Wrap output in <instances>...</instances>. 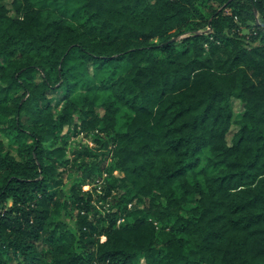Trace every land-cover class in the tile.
<instances>
[{"label":"trees","instance_id":"1","mask_svg":"<svg viewBox=\"0 0 264 264\" xmlns=\"http://www.w3.org/2000/svg\"><path fill=\"white\" fill-rule=\"evenodd\" d=\"M5 1L0 264H264V0Z\"/></svg>","mask_w":264,"mask_h":264},{"label":"rangeland","instance_id":"2","mask_svg":"<svg viewBox=\"0 0 264 264\" xmlns=\"http://www.w3.org/2000/svg\"><path fill=\"white\" fill-rule=\"evenodd\" d=\"M11 3H12V0H7L4 2V5H6L9 9H11ZM214 6L217 8L218 4H214ZM13 13V12H12ZM243 33H247V31H243ZM53 96L52 98H55L54 99V102H53V105H56L57 103H62V102H59V97H57V95H51ZM105 97V95H103ZM61 97V96H60ZM232 107H233V110H234V114H235V118L239 119L240 118V115L241 113L243 112V105L242 103L239 101V100H233L232 101ZM58 110L60 111L61 109L58 108ZM97 112L102 115L103 114V109H102V105H100L98 108H97ZM129 114V113H128ZM129 115H127V113H125V110L123 111L122 114H120V117H119V129L123 128V126L127 123L128 121V117ZM237 128L234 127L233 130L231 131V133L228 135V138H229V141L231 142L232 138H233V135L235 134ZM91 135L90 136H87V134L81 132L79 135H76V136H70L67 138V136H65V141L67 142L66 143V158L68 160H73V158L76 156L74 155L75 153L73 152L74 149H76V147H78L79 149L82 148V147H91L93 148L92 150L95 149L94 153L96 154L97 152H101L99 151V149L97 148L98 145L93 141V134L90 133ZM8 150L9 152H11V154L13 156H17V151H16V146L14 145H10L8 144ZM208 151H204V153L202 154L201 158H202V161H201V165L200 167L197 169V172L200 173V179L202 181H204V177H203V170L206 169V164H207V156H208ZM107 158V167L110 163V155L107 157L105 156L104 159ZM100 158H97L96 160L93 159L92 161H97V160H100ZM208 173H212L213 170L212 169H208L207 170ZM108 175V173L105 171L104 172V175L103 177H100L99 178V181H97L98 183H94L92 181L88 182L87 184L83 185L82 188H83V192L84 193H88V194H91L92 195V205H94L96 207V210H97V215L98 216H102V217H107L108 216V213L110 211V208H111V205L109 203H106V202H103V201H99V197H100V194H101V186L106 183V176ZM115 176L117 177H120L121 175L117 172L115 173ZM71 182H73V174H68L66 176V179L64 180V189L67 190L71 187ZM70 213V214H69ZM73 211L72 212H64V214L62 213V215L60 216H55L54 217V220H60L62 221L64 224H66L69 229L71 228L72 230L74 229V221L70 219L71 216H73Z\"/></svg>","mask_w":264,"mask_h":264}]
</instances>
